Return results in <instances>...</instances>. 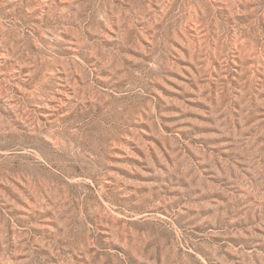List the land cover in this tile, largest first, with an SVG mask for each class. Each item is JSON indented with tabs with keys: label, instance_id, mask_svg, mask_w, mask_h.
Returning <instances> with one entry per match:
<instances>
[{
	"label": "rangeland",
	"instance_id": "374dc122",
	"mask_svg": "<svg viewBox=\"0 0 264 264\" xmlns=\"http://www.w3.org/2000/svg\"><path fill=\"white\" fill-rule=\"evenodd\" d=\"M0 264H264V0H0Z\"/></svg>",
	"mask_w": 264,
	"mask_h": 264
}]
</instances>
